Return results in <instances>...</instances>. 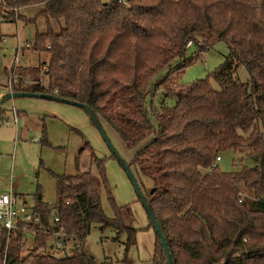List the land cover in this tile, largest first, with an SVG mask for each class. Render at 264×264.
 <instances>
[{
    "label": "trees",
    "instance_id": "trees-1",
    "mask_svg": "<svg viewBox=\"0 0 264 264\" xmlns=\"http://www.w3.org/2000/svg\"><path fill=\"white\" fill-rule=\"evenodd\" d=\"M36 2L43 8L26 21L42 16L46 22L32 43L49 55L41 68L44 79L27 83L20 72L11 90L81 102L127 149L137 148L128 165L136 179L151 181L145 197L170 264H264V0H30ZM0 17H12L1 3ZM52 21L62 23L58 31ZM217 41L225 42L229 53L206 78L178 88L167 82L170 71L154 81L176 59L183 60L178 69L192 61L185 58L190 44L205 51ZM239 65L249 73L245 83L235 76ZM3 87L0 94L9 91L7 82ZM159 87L176 100L155 111L146 98ZM41 142L48 144L44 126ZM227 150L256 164L220 171L215 157ZM93 161L97 177L89 171L52 173L53 205L40 191L33 199L40 223L11 232L0 226V264H96L84 247L95 224L126 232V249L136 243L132 209L115 203L103 161ZM102 188L111 217L101 206ZM51 207L58 223L50 218ZM148 226L153 229L150 219ZM26 233L32 247L23 254ZM154 234L150 261L163 264L165 253ZM58 238L72 242L63 257L48 251Z\"/></svg>",
    "mask_w": 264,
    "mask_h": 264
},
{
    "label": "rangeland",
    "instance_id": "rangeland-1",
    "mask_svg": "<svg viewBox=\"0 0 264 264\" xmlns=\"http://www.w3.org/2000/svg\"><path fill=\"white\" fill-rule=\"evenodd\" d=\"M42 8L43 4L36 2L22 9L17 19L0 17L1 89H4L3 85L9 80L16 79L20 72L26 73L24 79L27 83L44 79L41 68L48 61L49 55L47 52L35 51L32 43L36 32L45 31L46 22L42 16H37L34 22H27L34 19ZM61 25L62 23L52 21L55 31ZM29 43L31 44L26 47ZM17 47L21 48L19 53H16ZM228 53L229 48L223 41L215 42L205 51H198L194 44H190L185 58L192 61L178 69L176 67L183 60L176 59L170 66L163 68L154 81L172 71L168 83L178 88L189 86L195 80L209 76L225 61ZM15 54L17 63L14 61ZM5 69L9 71L8 77ZM235 76L240 82L249 80V73L242 65L236 68ZM29 77L33 78L28 79ZM210 83L217 87L212 78ZM163 92V87H159L154 95H148L146 106L155 111L161 105L173 106L175 97L164 96ZM4 106L7 109V118L0 120V195L12 192L18 203L33 209L34 195L41 191L43 201L53 205L56 190L52 173L74 175L78 171H89L97 177V164L93 160H102L115 203L119 206L129 205L133 211V226L138 229L136 243L126 249V232H117L111 226L95 224L85 237V250L96 264H151L155 234L152 227L148 226L149 219L144 206L124 169L111 154L86 112L78 106L37 97H17L5 101ZM12 108L16 110V120L13 118ZM99 121L116 153L129 164L137 148L127 149L115 130L102 119L99 118ZM43 126L48 144L41 142ZM71 128L77 129L81 135ZM149 139L150 137L141 145ZM220 156L221 160L217 165L223 172L237 171L242 166L252 167L256 164L244 153H234L231 150L221 152ZM137 182L144 195L152 185L150 179L143 176H138ZM101 206L107 216L113 215V208L103 188ZM71 243L67 245L71 246ZM31 247L32 235L26 233L23 254Z\"/></svg>",
    "mask_w": 264,
    "mask_h": 264
},
{
    "label": "built area",
    "instance_id": "built-area-1",
    "mask_svg": "<svg viewBox=\"0 0 264 264\" xmlns=\"http://www.w3.org/2000/svg\"><path fill=\"white\" fill-rule=\"evenodd\" d=\"M18 0H0V3L4 5L7 11L12 13V17L17 19L18 15H20L19 11L23 6L31 5L30 0H24L27 4L21 5H14L13 3L17 2ZM122 3H125L126 0H118ZM31 43L27 44L29 46ZM49 47V45H47ZM21 48L17 47L16 53H19ZM15 54L14 61L17 63L18 58ZM44 69V67H43ZM16 79L9 80L7 82V87L10 92L11 85L15 83ZM221 160L220 155L215 157V162ZM215 165V164H213ZM68 203V201H66ZM50 218L54 223H58L59 217L57 215V210L54 207L50 208ZM30 223H40V216L33 211L32 208H27L24 204H20L17 201L16 195L12 192L4 193L0 195V226L5 228L8 232L17 231L21 228V225L30 224ZM67 242H64L61 238L53 240L51 245L48 247V251L57 256L63 257L68 250Z\"/></svg>",
    "mask_w": 264,
    "mask_h": 264
},
{
    "label": "water",
    "instance_id": "water-1",
    "mask_svg": "<svg viewBox=\"0 0 264 264\" xmlns=\"http://www.w3.org/2000/svg\"><path fill=\"white\" fill-rule=\"evenodd\" d=\"M17 97H37V98H45L48 100H54V101H58V102H63L66 104H71L74 106H78L81 107L86 114L88 115V117L90 118V120L93 122V124L97 127L98 131L100 132L103 140L106 142L109 150L111 151V154H113L118 162L120 163L121 167L124 169L129 181L131 182L135 193L137 194L138 198L141 200L145 212L148 215L150 222L152 223L153 229L156 232V234L158 235L161 245L163 247L164 253H165V261L163 264H170L171 258L169 255V251L167 248V244L165 242L163 233L160 230L159 227V223L154 215V212L152 210V208L150 207L149 203L146 200L145 195L141 192L139 184L137 182V179L133 173V171L131 170V168L129 167V165L116 153L114 147L112 146L110 140L108 139L99 119L97 118V116L95 115V113L93 112L92 109H90L87 105L78 102V101H74V100H70V99H65V98H61L58 97L56 95H49V94H44V93H35V92H21V91H7L5 93H3V95L0 97V102H4L5 100H9V99H13V98H17ZM150 192H152V190H150ZM92 258V257H91Z\"/></svg>",
    "mask_w": 264,
    "mask_h": 264
},
{
    "label": "crops",
    "instance_id": "crops-1",
    "mask_svg": "<svg viewBox=\"0 0 264 264\" xmlns=\"http://www.w3.org/2000/svg\"><path fill=\"white\" fill-rule=\"evenodd\" d=\"M27 7H29V5H27V6H23L21 9H20V11L22 10V9H26ZM19 11V12H20ZM21 15V14H20ZM1 38V37H0ZM26 74V73H25ZM24 73L22 74V75H24V76H26ZM29 74H30V72H29ZM32 75V74H31ZM30 78H33V77H29L28 79H30ZM1 95V94H0ZM2 96V95H1ZM0 96V97H1ZM14 99V98H13ZM10 100V99H9ZM8 100H6V102H7ZM12 112H13V118H14V120H16V118H17V115H16V110L14 109V108H12ZM5 118H7V113H6V115H5V117H4V119ZM1 122L2 121H0V124H1ZM71 129H75V128H71ZM77 130V129H76ZM78 131V130H77ZM55 190H56V183H55ZM40 194H42L41 193V191H40ZM42 196V195H41ZM43 200V199H42ZM23 202H25V200H23Z\"/></svg>",
    "mask_w": 264,
    "mask_h": 264
}]
</instances>
